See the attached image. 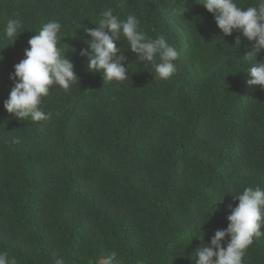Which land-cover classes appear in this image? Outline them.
<instances>
[{
	"label": "trees",
	"instance_id": "trees-1",
	"mask_svg": "<svg viewBox=\"0 0 264 264\" xmlns=\"http://www.w3.org/2000/svg\"><path fill=\"white\" fill-rule=\"evenodd\" d=\"M108 8L176 48L170 79H154L130 50L118 53L126 81L89 71L79 50ZM17 18L24 32L9 45L4 27ZM51 20L62 24L59 46L80 82L53 86L42 104L51 116L39 122L17 120L0 99V251L17 264H97L111 251L121 264H196V236L210 243L228 227L232 195L264 188V89L245 72L264 51L245 56L253 42L238 31L222 37L198 0H0V96ZM243 264H264V237Z\"/></svg>",
	"mask_w": 264,
	"mask_h": 264
},
{
	"label": "clouds",
	"instance_id": "clouds-1",
	"mask_svg": "<svg viewBox=\"0 0 264 264\" xmlns=\"http://www.w3.org/2000/svg\"><path fill=\"white\" fill-rule=\"evenodd\" d=\"M198 2L214 15V23L222 31V37L232 36L234 31H238L253 42L252 51L245 56L251 57L253 53L264 51V0H258L257 4L248 7H241L237 0ZM173 11H176L175 7ZM100 17L95 28L86 29L91 37L85 38L89 47L79 50L80 55L88 59L89 71L100 73L104 81H126L130 76L129 65L125 66L127 57L118 53L130 50L139 61L151 64L149 70L152 74L154 70V79L168 80L176 73L175 61L179 53L163 35L156 38L148 36L134 14L122 19L108 8L100 13ZM23 27L20 18L7 22L4 38L10 41L9 45L15 44L24 32L21 31ZM62 38V24L56 20L47 22L28 40L30 47L25 49L24 59L15 65L14 73L10 77L5 75L13 87L10 95L0 96V99H7L4 108L17 120H48L51 114L43 110L42 104L51 88L59 86L67 91L77 81L80 82L74 62L59 46ZM117 41H123L124 48H118ZM241 43L240 36H237L235 46L239 47ZM245 72L250 76V86L264 89V62L256 60ZM14 143L20 144L21 140L14 138ZM234 173L235 169L230 171L231 179L239 181ZM232 199L238 204L228 206V227L217 230L210 243L204 241V233L202 237L196 236L201 240L195 253L198 257L196 264H243L246 251L255 240L264 237V188L246 186L232 195ZM100 256L97 257V264H121L117 251ZM0 264H17V260L8 252L0 251ZM55 264H64V260L57 258Z\"/></svg>",
	"mask_w": 264,
	"mask_h": 264
},
{
	"label": "rangeland",
	"instance_id": "rangeland-1",
	"mask_svg": "<svg viewBox=\"0 0 264 264\" xmlns=\"http://www.w3.org/2000/svg\"><path fill=\"white\" fill-rule=\"evenodd\" d=\"M101 257H103V256H100L99 258H101ZM99 258H98V259H99Z\"/></svg>",
	"mask_w": 264,
	"mask_h": 264
}]
</instances>
